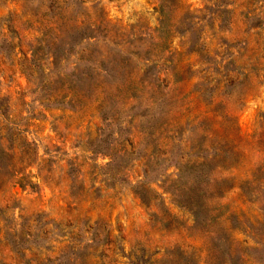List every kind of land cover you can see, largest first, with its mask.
<instances>
[{
	"label": "rangeland",
	"instance_id": "rangeland-1",
	"mask_svg": "<svg viewBox=\"0 0 264 264\" xmlns=\"http://www.w3.org/2000/svg\"><path fill=\"white\" fill-rule=\"evenodd\" d=\"M0 264H264V0H0Z\"/></svg>",
	"mask_w": 264,
	"mask_h": 264
},
{
	"label": "trees",
	"instance_id": "trees-1",
	"mask_svg": "<svg viewBox=\"0 0 264 264\" xmlns=\"http://www.w3.org/2000/svg\"><path fill=\"white\" fill-rule=\"evenodd\" d=\"M98 22H100V19H95V16H93V18L90 20V25H91V30L90 31H96L97 29H98V26H100L101 24H99ZM77 23L78 22H76V24L74 23V25H76V26H78L77 25ZM91 36V35H90ZM51 53V55L53 56V50H52V52H50ZM92 58H90V62L92 63V60H91ZM53 60V59H52ZM52 60H50L49 62H52ZM99 69H101V68H99ZM49 72V71H48ZM94 72H97L98 74H100V76H102V78L104 77L103 76V72H106L107 74H110L109 72H107V70H105V68H103L102 70H97V71H94ZM27 75H28V73H26ZM44 74H47V73H44ZM43 74V75H44ZM72 74H73V72H72ZM77 75V74H76ZM111 77H113V75H111ZM76 79H77V77H76ZM96 80V81H95ZM99 79H97V77H95V78H91L90 79V85H88L89 87H92V88H94V87H96L98 84H100V85H103V82H99L98 81ZM72 81V80H71ZM100 81H103V80H100ZM73 83L71 84V88H70V91L73 93V91H75L77 94H80L79 92H78V88H76L75 87V84H74V90H73ZM61 86V85H60ZM56 87L55 88V91H59L60 89H61V87ZM64 86H66V87H70V86H67V84L65 83V85ZM88 93V92H87ZM48 95L50 96V95H52L50 92H48ZM81 95V94H80ZM82 95H84V93L82 94ZM45 98H48V96L47 95H45L44 96ZM57 104H52L51 105V107H58V106H56ZM235 130H236V127H235ZM235 137H236V139H235ZM231 138L232 139H235V142H236V140H238V135L236 134V131H234L233 132V135L231 136Z\"/></svg>",
	"mask_w": 264,
	"mask_h": 264
}]
</instances>
